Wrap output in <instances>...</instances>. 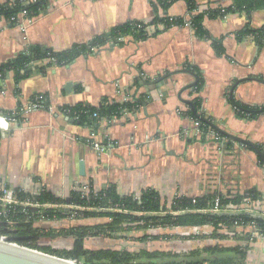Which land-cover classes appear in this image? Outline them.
<instances>
[{
    "label": "crops",
    "instance_id": "0c3cea01",
    "mask_svg": "<svg viewBox=\"0 0 264 264\" xmlns=\"http://www.w3.org/2000/svg\"><path fill=\"white\" fill-rule=\"evenodd\" d=\"M197 1L204 9L233 2ZM156 4L154 0H49L24 28L0 20V65L36 45L64 51L88 44L129 21L151 23L156 15L165 14L187 21L144 40L130 35L120 43L108 42L70 64L45 59L32 64L38 68L28 70L30 74L19 82L9 72L0 89L3 111H12L37 94L49 99L51 110L29 112L0 137V182L34 196L47 189L67 199L78 182L90 183L97 191L114 186L120 195L136 197L153 189L169 205L177 197L197 198L218 191L256 190L263 197L264 166L258 153L225 133L264 149V114L242 117L230 101L234 96L246 105H264V35L259 40L238 35L247 27H264V8L205 17L203 25L210 37L222 41L220 54L211 38L199 36L192 27L195 12L185 0L174 2L167 11ZM201 75L206 83L197 91ZM128 94L127 104L132 107L127 112L114 121L97 123L98 139L111 143L101 155L87 142L91 125L54 112L61 106L121 103ZM199 99L198 113L212 123L208 131L189 112ZM212 132L223 141H216ZM56 220L46 222H63ZM170 228L185 238L187 233L188 238L199 234L192 238L197 240H189L198 244L193 248L247 245L250 264H264V233L251 245L246 244L247 237L236 243L214 237L211 225ZM243 232L252 235L253 229Z\"/></svg>",
    "mask_w": 264,
    "mask_h": 264
},
{
    "label": "trees",
    "instance_id": "16d2710c",
    "mask_svg": "<svg viewBox=\"0 0 264 264\" xmlns=\"http://www.w3.org/2000/svg\"><path fill=\"white\" fill-rule=\"evenodd\" d=\"M176 1L178 0H154V5L157 6L156 3H158L167 11ZM185 1L188 4L190 12H195L199 9L197 0ZM48 4L49 0H9L0 2V20L4 18L11 24L18 25L21 23L23 17H36L47 8ZM262 8H264V0H233L230 5H219L210 8L208 11L193 14L190 23L199 36L211 38L214 47L222 54L224 53V48L221 44V39L210 37L208 31L204 28L203 21L205 17H224L232 12L252 13ZM186 22L187 21L182 17H172L168 14L162 17L156 15L151 23L129 21L95 37L88 44H77L64 51H55L40 45L30 47L27 52L0 65V89L9 72H13L16 81L19 82L30 74V71H28L30 65L40 61L42 62L45 59L54 58L56 63L60 65L70 64L79 56L88 54L95 48H99L108 42L120 43L121 41H119V38L121 37L131 35L138 40H144L160 31L170 29L174 26H182L186 24ZM158 24H163L164 27L162 29L157 27L152 33L147 31L149 25ZM238 35L240 38L253 35L255 39L259 40L264 35V27H247L241 30ZM205 83V78L202 75L199 76L196 90L200 91L205 86ZM230 101L238 115L242 117L257 118L264 114V105H246L235 99L234 96L230 97ZM201 105L202 100H197L189 112L191 116L198 118L204 127L203 129L208 131V129L212 127V123L209 120H205L201 117V114L198 113ZM124 107L125 106L118 103L106 101L102 106L79 104L76 106V109L82 113L80 119L82 124H87L89 126L94 125L97 129L98 121L93 116L94 113L105 116L107 119H112L113 117H120ZM127 107H132V104H127ZM247 146L253 149L249 144H247ZM259 148L264 153L263 147L259 146ZM259 159L261 165L264 166V159L260 155ZM20 195L23 194L21 193ZM215 196L216 194L201 196L197 197L195 201L190 197H177L173 203L169 205L162 199L161 195L153 189L144 190L139 198L132 194L120 195L114 186L106 190L98 191L96 195L92 194L90 198H83L81 193L73 191L69 200H67V198L57 197L51 191L44 189L40 194L32 196V199L43 203H66L86 208H95L93 210L76 211L78 214L80 213L83 218H103L107 221L95 225H79L71 228H63L59 231V235L73 239L72 247L63 250L54 248L50 245L43 246L40 244V238L45 236L54 237L57 234L54 231L45 232L42 228L35 227L33 223L34 218H31L27 223H19L14 228H10L7 224L0 222V236L7 237L15 235L20 237V239L15 241L16 245L20 247L60 259L72 260L76 264H205L206 262H210L211 264H238V259H246L247 245L246 247H242L243 245L227 247L220 245L205 246L201 251L199 249L191 250L189 255L184 256V258L175 253L165 251H149L144 249L140 253H133L128 250L122 251L105 248L93 250L86 248V239L89 237L100 235L118 236L117 234L133 227H138L140 229V227H200L211 225L214 227L212 235L225 239L227 235L218 233V230H223V227L232 230V223L239 220L244 225L255 222L260 231L264 233V217L262 215L249 212L238 214L204 212V210L209 209L213 205ZM221 196L223 204L228 202L239 204L245 197H249L253 200L262 198L261 193L256 190H248L242 194H234L232 197H224L223 194H221ZM73 211L74 210H66L63 208L57 210H44L45 216L48 219H62L68 217ZM244 231H246V229ZM235 234L240 241L247 237L246 233L237 235L235 232ZM246 239L248 240V237ZM139 240L146 241L147 237H141ZM82 259H84V262L81 261ZM155 259L161 260L157 262Z\"/></svg>",
    "mask_w": 264,
    "mask_h": 264
},
{
    "label": "built area",
    "instance_id": "2783aa9c",
    "mask_svg": "<svg viewBox=\"0 0 264 264\" xmlns=\"http://www.w3.org/2000/svg\"><path fill=\"white\" fill-rule=\"evenodd\" d=\"M219 6V5H217ZM225 6V5H221ZM211 6H207L206 9L199 7L197 11H195V14L208 11ZM34 18H28L23 17L21 20V23H19V26L21 28H24L25 25L29 22H32ZM163 28V24L158 25H149L147 27V31L150 33L154 32L155 29ZM125 38L121 37L119 38V41H123ZM49 60L56 62L54 58H50ZM131 100L129 94L121 101V103H118L122 106H125L123 108V113L128 111L127 103ZM49 99L45 97L43 94H37L34 95V97L26 104L18 106L16 109L12 111H3L0 108V137H4L6 133L10 130V124L16 123L22 120H25L27 118V114L34 110H40V109H48L51 110V107L49 106ZM56 114H64L73 117L74 119L80 120L81 119V112L76 109V107H67V106H61L60 108L56 109L54 111ZM93 116L97 119V121H114L118 117H113L112 119H107L105 116H102L98 113H94ZM91 135L88 139V143L93 147L95 153L97 155H101L104 153L111 145L110 142H104L102 140L98 139V133L96 131V128L94 125L90 126ZM214 133V132H212ZM214 138L218 142H222L223 138L218 133H214ZM75 191L81 193V196L83 198H90V196L96 195L98 193L97 190H95L90 183H80L78 182L76 184V187H74ZM23 195H20V194ZM216 196L214 197L213 205L207 209L204 210V212H211V213H242V212H249L254 213L258 215L264 216V195L260 199L253 200L249 197H245L243 201L239 204H235L233 202H228L226 204L222 203V196L224 197H232L236 193L226 194L221 191H218L215 193ZM33 194H27L23 190H17L12 187H10L5 181L0 182V222L7 224L10 226V228H14L19 223H27L33 219L34 226L37 228H41V225L46 221H51L55 219H48L45 216V209H66V210H93L95 208H86L78 205H70L66 203H54V202H39L34 199H32ZM139 198V197H138ZM196 198H193L195 201ZM114 209V208H110ZM73 211V212H74ZM72 212V216L67 217L71 218L74 216L75 213ZM77 212V211H76ZM232 230L236 232L244 231L245 229L252 228V236L248 241H246V244L253 243L254 239L258 237L262 232L257 227L255 222H251L248 225H244L241 221L236 220L232 223L231 226ZM43 229V228H42ZM223 231H225L228 234H235L233 231L228 229L227 227L222 228ZM241 230V231H240ZM1 239H5V236H0ZM72 261V260H71ZM73 262V261H72Z\"/></svg>",
    "mask_w": 264,
    "mask_h": 264
},
{
    "label": "rangeland",
    "instance_id": "374dc122",
    "mask_svg": "<svg viewBox=\"0 0 264 264\" xmlns=\"http://www.w3.org/2000/svg\"><path fill=\"white\" fill-rule=\"evenodd\" d=\"M73 213H75L73 217L62 218L63 222L59 224L58 223L52 224L49 222H44L41 225V228H43V231L45 232L54 231L57 235L54 237L45 236V237L40 238V244L43 246L50 245L60 250L70 249L73 244V239L70 237H64L63 235H59V231L63 229L62 226H64V228H71L73 226H79V225H95L97 223H102V222L107 221L106 219H103V218H91L89 221H85L83 216H81L80 213L78 214L76 211H74ZM70 216H72V214H70L68 217ZM52 221L54 222V220ZM140 229L138 227H133L128 230L122 231L121 233L117 234L118 236L100 235L96 237H89L86 239V243H85L86 248L93 249V250L102 249V248L122 250V251L128 250L133 253H140L144 249L149 250V251H162V252L165 251V252L175 253L177 255H180L182 258H184V256L186 255H189V252L193 249H199L200 251L202 250V248L200 247L193 248L195 245L198 246V244L193 245L194 242H191L192 240H197V239H192V238L199 236V234L197 233L191 234L190 238H188V235L190 234L187 233L186 235L187 238H185L184 234L179 232V230H177L176 228L168 229V227H146V228L140 227ZM242 232L243 231L239 233H242ZM218 233L226 234L227 235L226 239H229L228 242H234V243L237 242L236 234L234 235L228 234L223 230H219ZM236 233L237 235L239 234L238 232ZM209 235L210 234H208V236ZM145 236L147 237L146 241L139 240L141 237H145ZM251 236L252 235H249V234L247 235L249 239L251 238ZM204 237H207V235L202 234V238ZM189 240L191 241L189 242ZM252 244L253 243H251V245ZM231 245H234V244L232 243ZM155 260L157 262H160L161 259H155ZM177 260H186V259H177ZM81 261L84 262V259H82ZM237 263L238 264H250L251 259H238ZM205 264H211V263L206 262Z\"/></svg>",
    "mask_w": 264,
    "mask_h": 264
},
{
    "label": "water",
    "instance_id": "95a60500",
    "mask_svg": "<svg viewBox=\"0 0 264 264\" xmlns=\"http://www.w3.org/2000/svg\"><path fill=\"white\" fill-rule=\"evenodd\" d=\"M38 68V65H30L28 70ZM71 83L68 84L67 89H69ZM220 130V129H218ZM227 136L231 137L235 141L249 144L253 149L264 159L263 151L255 144L248 142L245 139L240 137L225 133ZM85 169V165L81 163V171ZM69 200V199H67ZM1 239V238H0ZM20 239L15 235L7 236L5 239H2L6 244L15 245L16 248H9L4 245H0V264H76L71 260H64L57 257H53L44 253L37 251L25 249L16 245L15 241Z\"/></svg>",
    "mask_w": 264,
    "mask_h": 264
},
{
    "label": "bare ground",
    "instance_id": "6f19581e",
    "mask_svg": "<svg viewBox=\"0 0 264 264\" xmlns=\"http://www.w3.org/2000/svg\"><path fill=\"white\" fill-rule=\"evenodd\" d=\"M0 245H4L6 247H9V248H16L15 245H11V244H6L2 239H0Z\"/></svg>",
    "mask_w": 264,
    "mask_h": 264
}]
</instances>
